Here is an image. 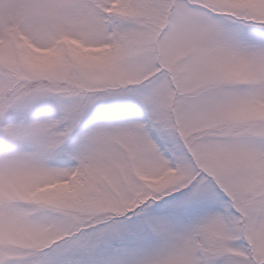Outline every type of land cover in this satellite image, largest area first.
<instances>
[{
  "label": "snow or ice",
  "instance_id": "obj_1",
  "mask_svg": "<svg viewBox=\"0 0 264 264\" xmlns=\"http://www.w3.org/2000/svg\"><path fill=\"white\" fill-rule=\"evenodd\" d=\"M0 264H264V0H0Z\"/></svg>",
  "mask_w": 264,
  "mask_h": 264
},
{
  "label": "rangeland",
  "instance_id": "obj_2",
  "mask_svg": "<svg viewBox=\"0 0 264 264\" xmlns=\"http://www.w3.org/2000/svg\"><path fill=\"white\" fill-rule=\"evenodd\" d=\"M66 42L69 45H71V46H73L75 48H82V45L78 41L68 40ZM34 51L39 52V51H46V50H38V49H36ZM46 52L51 53L50 51H46ZM52 55L53 54L51 53V56L49 58H51ZM119 99H124V98L123 97H112V98H108V99L98 100L96 102V104L93 106V110H95L97 107H100V106H103V105H108V104L112 103L114 100H119ZM132 118H136V117H132ZM87 122H88V119L86 117L85 120L82 121V127H85L87 125ZM60 166L69 167L70 165H60ZM49 187H58V188L67 189L68 185L64 184V185H55V186H49ZM45 190H47V189H41V191H45Z\"/></svg>",
  "mask_w": 264,
  "mask_h": 264
},
{
  "label": "clouds",
  "instance_id": "obj_3",
  "mask_svg": "<svg viewBox=\"0 0 264 264\" xmlns=\"http://www.w3.org/2000/svg\"><path fill=\"white\" fill-rule=\"evenodd\" d=\"M77 50L79 51L80 48H77ZM83 51L85 53L91 54L93 52H100L101 50L100 49H83ZM50 56H51V53H49V52L39 51L36 53V60L38 63H44L49 59Z\"/></svg>",
  "mask_w": 264,
  "mask_h": 264
}]
</instances>
